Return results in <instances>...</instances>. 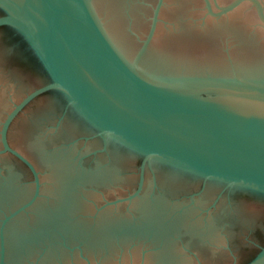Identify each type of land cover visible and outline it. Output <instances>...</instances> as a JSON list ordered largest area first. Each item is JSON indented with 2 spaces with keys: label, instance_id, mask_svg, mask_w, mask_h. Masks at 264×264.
Listing matches in <instances>:
<instances>
[{
  "label": "water",
  "instance_id": "water-1",
  "mask_svg": "<svg viewBox=\"0 0 264 264\" xmlns=\"http://www.w3.org/2000/svg\"><path fill=\"white\" fill-rule=\"evenodd\" d=\"M263 2L215 0L216 13L211 0H0V27L18 36L0 45V264H193L186 248L205 252L202 244L218 245L223 234L235 245L252 222L244 205L235 220L218 214L202 224L144 174L153 164L264 197V79L209 74L232 63L224 53L213 62L207 14L232 13V29L243 19L228 33L256 47L244 50L243 71L264 43ZM11 50L37 77L9 60ZM50 91L58 98L44 95ZM11 128L23 154L10 144ZM92 131L119 145L118 165L103 155L95 164L83 159L100 147L77 140ZM124 154L143 158L137 186L102 205L114 196L105 183L136 182L139 164H124ZM101 180L104 191L94 188ZM21 196L22 208L10 212ZM247 264H264V246Z\"/></svg>",
  "mask_w": 264,
  "mask_h": 264
},
{
  "label": "flooded vegetation",
  "instance_id": "flooded-vegetation-1",
  "mask_svg": "<svg viewBox=\"0 0 264 264\" xmlns=\"http://www.w3.org/2000/svg\"><path fill=\"white\" fill-rule=\"evenodd\" d=\"M232 1L234 0H217L218 4L220 5H227ZM211 2L215 9V12L216 13L220 12L218 11V7L216 6L215 0H211ZM2 14L3 13L0 11V15ZM207 14H208V18L211 19L213 22L212 24L213 31L208 36L210 41V46L212 48L211 50H213L214 53L213 62H216L215 58H218V56L221 55V53H224L225 57L227 58L226 61H230L232 63L231 65L232 67H230L229 69L226 68L223 69L222 67L217 68V65L213 67L210 66L208 67L209 68L208 70L210 72L209 74H211V76L214 77H223V78L238 76L243 78L264 79V43L261 44L260 45L261 48L257 52H255L256 58L252 61H249L245 65L244 70L242 69L243 71H241V68L238 67L244 65L242 63L244 62L243 59L246 58L244 50L246 48L256 49V47H254L253 45L250 47H245L241 45V39L243 38L242 36H239V34L236 33L228 34L230 33V31L236 32L237 24L242 23L243 19L237 18L233 20L234 21L233 26L236 27L232 29L227 22V17L230 16L232 13L220 15L217 17L209 14L208 11ZM255 17L260 21L257 12ZM249 18L251 19L250 23H253L252 13H249ZM260 23L264 25V23H262L261 21ZM218 30L226 31L227 33L224 37L217 38L215 32ZM263 30L264 28L258 31L262 32ZM261 32L260 35H263ZM12 33H14L15 36H17L14 30H12L10 27L7 26L0 27V34L2 35V37H0L1 39L0 45L4 41L5 37L12 38ZM201 34L204 35L205 33H201ZM7 53L9 54V51ZM11 54L12 55L9 57V60L12 61V63H15L16 65L21 66L20 68L24 67L25 69L24 68L22 69L27 72V73L24 72L27 76L32 77L37 74L36 73L37 71L31 67L29 61L25 60V58L21 54L18 55L17 52H15L14 50H11ZM44 82L38 81L34 87H37ZM46 94L51 95L52 100L57 99L58 98L57 96H59L56 92L53 91L45 93L44 95ZM21 115L22 114H20L15 119L12 128L15 126V128L18 130V128L21 126L22 124L20 122L22 118ZM12 128L9 134V140L11 146H13L11 143ZM17 134L19 136L18 132ZM77 140L80 142L84 141L85 142L84 146H87V143H92V142L93 143L99 142L100 144V147L94 149L92 148L88 149V152L83 156L84 160L89 159L92 163L95 164V160L101 159V156L103 155L104 158L106 159L105 163L107 164L113 163V165L119 164L120 151L118 149L119 145L117 143L113 141H108V142L103 141L102 137L97 136V132L95 131H92L91 133L89 132L87 136L81 135L77 138ZM110 148H112L111 152H110ZM18 151L21 152L20 150ZM123 156L124 157L121 160L123 161L124 164L128 166H134L136 164H139L138 172L134 174L136 178V182L132 181L131 177L129 176L127 178L126 177L122 178L121 181H119L118 178H115L113 181L105 183V185H108L106 188H108V190L112 192L114 196L111 195L110 197V195H105L104 200L100 203L102 205H105L106 203L108 204L109 201L114 202L118 200L119 198L116 197V194L119 192L120 188H126L127 185L133 183L135 184V187L137 186L138 179L140 178V169L143 163V158L132 157L128 154L127 155L124 154ZM8 157H10L13 160V162L19 165V168L22 172H24V170L28 172L29 177L27 172H24L25 174H27L26 175L27 178L25 177L26 180L24 181L25 182L31 181V184L34 185V177L27 169V167L21 161L14 158L11 153L8 155ZM146 168L147 171L144 174V179L146 181L147 175H151L154 191L161 190L165 193H169L167 197H170L173 200L185 201L186 203L182 206L191 207L194 211L193 213L189 214V216L191 218L192 217L198 218V220L196 221H199L202 224L206 223L212 217L215 218L218 214H220V217L230 218L232 220L237 219L239 215L236 206L239 204L245 206V213L250 215V217L252 218V222L250 224H244L243 230H241L240 233H238V237L235 240H233L235 244L233 246H230L231 244L228 241L227 236L223 234V238H225V240L223 239L222 241H220L218 245L212 243L202 244L203 248L205 247L207 248L205 252L200 251L198 248L197 249L186 248L187 251L190 252L189 255H191L193 259H195V263L193 264H247L259 253L260 247L264 246V197H259L260 195H257L256 193H253L248 190H244L240 188H230L224 184H217L211 181H205L203 178L195 177L190 174L162 171L161 168H158L153 164L150 166L148 165ZM158 169H161V171ZM101 182H99V184L93 183L94 188H96L97 190L104 191L102 185L103 181L101 180ZM78 183L83 184L84 186L87 185V183H85L84 181L77 182L75 184ZM21 185H24V182L17 183L16 188L20 190ZM201 197H203L202 202L199 200ZM25 199L27 200L28 196ZM25 199L23 198V196L19 197V199L17 200V204L11 207L10 212L20 210L25 202ZM38 200L34 203L32 208L33 214H35V216L38 215L39 213V211L34 210L35 208L38 207V203H39ZM198 202L200 204H197ZM100 204L97 206L99 210H101L102 208V207L100 208ZM178 210H181V207H179ZM8 215L9 214L7 213L5 217ZM246 228H248V230H246ZM242 238L244 241L242 240ZM231 247H233L234 250ZM215 257L218 258L217 261L213 259ZM203 258H209L210 260L209 259L206 260ZM117 264H127V263H117Z\"/></svg>",
  "mask_w": 264,
  "mask_h": 264
}]
</instances>
